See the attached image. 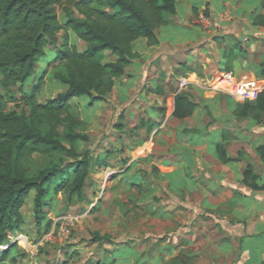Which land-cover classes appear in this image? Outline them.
<instances>
[{
  "label": "rangeland",
  "instance_id": "obj_1",
  "mask_svg": "<svg viewBox=\"0 0 264 264\" xmlns=\"http://www.w3.org/2000/svg\"><path fill=\"white\" fill-rule=\"evenodd\" d=\"M75 14L78 16L77 12ZM66 15L64 8L58 10L61 22L65 21ZM179 34L180 41L176 40L177 37L170 38L176 46L199 40L194 31L185 33L180 29ZM63 35H58L57 47L47 49V58L38 66L33 80L22 91L19 87L13 88L14 101L6 102L7 113H28L24 97L36 84L41 72L49 68L50 56L61 50ZM69 42L76 44L80 51L85 48V44L73 35ZM230 46L226 53L227 64L224 60L220 64L214 50L203 55H206L205 60L199 61L195 47L184 60L188 66L180 63L171 66L173 76L160 75L159 80L169 78L168 85L165 81L162 84L158 81L156 85L160 93L167 96L164 104L152 98L148 105L153 111L144 105L138 106L136 102H133L132 112L129 108L122 112L113 111L115 105L109 97L105 104H93L88 97L73 100L72 112L85 124L79 132L90 139L79 143L77 152L84 155L89 151L94 161H100V166L106 167L99 170L96 166L82 195L69 197L64 193H51L44 202L41 225L35 218V192L32 191L21 209L25 221L21 232L9 234L8 246L0 245L2 252L12 249L5 261L0 258V264H223L225 259L216 258L209 244L210 238L213 242L215 236L224 237L223 230L218 232L215 224L210 223L211 215L217 214L200 206V193L209 190L208 173L202 168V174H197L198 171L193 174L196 151L193 152V146L188 145L184 128L198 122L205 125L211 120L213 126L218 124L216 121L224 124V109H215L216 121L207 114L210 110L206 99L212 94L227 98L212 89L215 81L228 71L237 78L244 75L255 78L252 76L264 68L260 49L249 51ZM229 53H233L230 58ZM106 58L107 61L116 59L109 52ZM258 63L261 68L254 67ZM59 70L52 67L44 77L39 103L66 92V86L51 78ZM191 70L195 73L188 75ZM180 76L186 80L182 92L193 93L194 101L204 108L198 116L182 119L185 121L174 117L175 101L173 104L169 100L183 83ZM195 85L202 90L200 97H196L193 90ZM147 86L145 90H149ZM162 108L165 113L159 116ZM205 131H209L207 127ZM199 136L191 134L188 138L198 139ZM212 149L215 150V146ZM63 160L64 170L75 161L68 156ZM50 162L49 158L35 155L31 167H43ZM197 183L200 187L193 193L192 187ZM12 259L16 262L12 263Z\"/></svg>",
  "mask_w": 264,
  "mask_h": 264
},
{
  "label": "trees",
  "instance_id": "obj_2",
  "mask_svg": "<svg viewBox=\"0 0 264 264\" xmlns=\"http://www.w3.org/2000/svg\"><path fill=\"white\" fill-rule=\"evenodd\" d=\"M60 8L67 14L64 22L58 18ZM175 13V0H0V245L8 246L9 234L21 232L25 224L21 209L32 191L35 218L41 225L44 202L51 193L82 195L96 166L106 167L94 161L89 151L77 152V145L90 139L79 132L85 124L74 115L71 104L81 97L93 104L105 102L126 68L139 59L133 43L143 38L149 46H157L156 30L169 24ZM60 33L64 34L61 50L50 56L49 68L24 97L28 113H7L6 102L14 101L13 88L22 91L33 80L47 49L57 47ZM71 35L85 44L83 50L70 44ZM108 52L114 61H107ZM52 67L60 70L51 78L67 90L39 103L44 77ZM246 105L264 112V93ZM195 107L185 93H179L173 115L188 118ZM256 153L264 164V146ZM35 155L51 162L32 168ZM65 156L75 160L67 170L62 168ZM216 156L223 164L230 161L223 145L216 146ZM251 176L248 167L245 178ZM11 250L0 251L2 261Z\"/></svg>",
  "mask_w": 264,
  "mask_h": 264
},
{
  "label": "crops",
  "instance_id": "obj_3",
  "mask_svg": "<svg viewBox=\"0 0 264 264\" xmlns=\"http://www.w3.org/2000/svg\"><path fill=\"white\" fill-rule=\"evenodd\" d=\"M175 2L176 13L169 18V24L156 30L159 38L157 46H149L147 40L143 38L133 43V52L139 55V59L126 68L125 75L116 81L112 93L108 96L115 105L113 111L122 112L129 108L132 112L133 102L153 111L148 105L152 98L164 104L167 95L163 96L156 85L158 81L160 84L165 81L168 85L169 78L159 80V76L163 73L172 75L171 66L186 64L185 58L190 52L193 53L195 47L201 62L205 60L210 50H214L221 60L220 64L222 60L227 64L226 53L232 47L230 45L249 51L260 49L264 57V0H175ZM180 29L185 33L196 32L199 40L174 45L170 38L180 36ZM245 32H252L253 35L249 34L243 40ZM176 40L182 39L177 37ZM222 52L223 56H220ZM204 54L206 55L203 56ZM229 54L230 58L233 53ZM263 57L260 59L262 62ZM235 64L237 62H234ZM254 67L261 68V65L258 63ZM252 77L264 79V68ZM179 80L186 81L181 76ZM147 83L150 85L147 86ZM145 86L149 90H145ZM194 89L196 97H200L202 90L199 85H195ZM185 92H182V89L178 90L169 100L173 103L177 94ZM185 94L196 105L192 117L204 112V108L194 101L193 93ZM226 97L212 94L210 99H206L210 110L207 114L215 121L218 120L214 117L215 109H224L225 123L216 121L222 126L218 124L213 126L214 121L211 120L205 125L198 122L184 128L188 145L193 146V152L196 151L193 155L192 171L193 174L194 171L202 174L201 170L204 168L208 173L211 186L209 185V190L200 193V206L217 214L211 215L210 223L215 224L218 232L223 230L224 235L223 238L215 236L213 242L210 238L209 244L213 247L215 257L225 259L223 264H264V164L256 153L259 146H264V112L249 108L246 105L247 101L233 103L228 100L230 97ZM238 111H242L240 116L237 115ZM158 115L163 116V111ZM148 119L155 120L150 117ZM206 127L208 132L205 131ZM191 134L200 136L198 139L192 137L189 139L188 135ZM217 145L225 147L227 157L230 159L227 164H223L217 158ZM212 146H215V150ZM197 167L201 169L198 170ZM248 167L252 169V176L245 178V170ZM198 187L199 183L192 187L191 191L196 193Z\"/></svg>",
  "mask_w": 264,
  "mask_h": 264
},
{
  "label": "built area",
  "instance_id": "obj_4",
  "mask_svg": "<svg viewBox=\"0 0 264 264\" xmlns=\"http://www.w3.org/2000/svg\"><path fill=\"white\" fill-rule=\"evenodd\" d=\"M185 86V82L181 83L179 91ZM212 89L223 93L234 101H253L264 93V79L251 78L247 75L237 78L234 73H225L215 81Z\"/></svg>",
  "mask_w": 264,
  "mask_h": 264
},
{
  "label": "water",
  "instance_id": "obj_5",
  "mask_svg": "<svg viewBox=\"0 0 264 264\" xmlns=\"http://www.w3.org/2000/svg\"><path fill=\"white\" fill-rule=\"evenodd\" d=\"M249 34H250V35H253L252 32H251V33L245 32V33H244V36H243V40H244V39L246 38V36L249 35Z\"/></svg>",
  "mask_w": 264,
  "mask_h": 264
}]
</instances>
